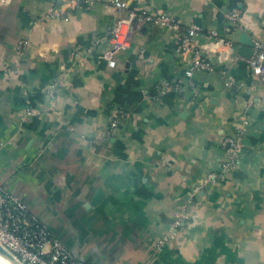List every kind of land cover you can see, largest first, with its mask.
<instances>
[{
    "label": "crops",
    "instance_id": "obj_1",
    "mask_svg": "<svg viewBox=\"0 0 264 264\" xmlns=\"http://www.w3.org/2000/svg\"><path fill=\"white\" fill-rule=\"evenodd\" d=\"M112 1L0 0V181L91 264H264V83L243 59L264 0H125L201 30L182 51L180 32L142 24L108 57L128 16ZM196 49L217 68L189 78Z\"/></svg>",
    "mask_w": 264,
    "mask_h": 264
},
{
    "label": "built area",
    "instance_id": "obj_2",
    "mask_svg": "<svg viewBox=\"0 0 264 264\" xmlns=\"http://www.w3.org/2000/svg\"><path fill=\"white\" fill-rule=\"evenodd\" d=\"M77 5H93L97 0H64ZM113 5L119 12L128 11L127 17L116 18L111 28L112 48L108 51V57L115 52L126 49L131 42V33L134 28L150 23L173 29L180 32V49L182 51L192 50L193 41L199 35L201 28L198 25L183 27L171 14L151 10L147 8H130L125 0H113ZM52 14H56L54 11ZM228 20L235 26H239V11H233L227 15ZM210 43L219 40L218 32L212 30L207 35ZM23 48H27L28 42H23ZM253 55L243 58L254 66L264 83V39H256L253 42ZM203 49H196L186 75L191 78L196 70L214 71L217 65L207 55H201ZM115 60L110 59L109 65L114 67ZM227 65L222 66L223 75H228ZM192 84V83H191ZM179 88L176 83L168 82L160 85L157 89L158 95L165 94L168 90ZM32 113V111H29ZM112 126H117L113 121ZM226 151V161L223 168L233 169L238 165L240 143L232 138H227L223 143ZM210 178L215 179L217 175L212 173ZM181 217L175 222L179 226ZM173 231L159 239L156 248L159 250ZM0 244L11 252L23 264H91L77 257L60 239L52 236L46 223L30 209L29 205L19 196L11 193L0 181Z\"/></svg>",
    "mask_w": 264,
    "mask_h": 264
},
{
    "label": "water",
    "instance_id": "obj_3",
    "mask_svg": "<svg viewBox=\"0 0 264 264\" xmlns=\"http://www.w3.org/2000/svg\"><path fill=\"white\" fill-rule=\"evenodd\" d=\"M244 43L245 44H249V45H253L252 41H251V37L244 34ZM248 54V52L246 53ZM100 200V196L97 195L93 201H92V205H96L99 203ZM0 254H2L3 256H5L6 258H8L11 262L16 263V264H23L21 263L16 257L15 255H13L11 252H9L7 249H5L1 244H0Z\"/></svg>",
    "mask_w": 264,
    "mask_h": 264
},
{
    "label": "bare ground",
    "instance_id": "obj_4",
    "mask_svg": "<svg viewBox=\"0 0 264 264\" xmlns=\"http://www.w3.org/2000/svg\"><path fill=\"white\" fill-rule=\"evenodd\" d=\"M0 263L1 264H16V263L11 262L8 258L3 256L2 254H0Z\"/></svg>",
    "mask_w": 264,
    "mask_h": 264
},
{
    "label": "rangeland",
    "instance_id": "obj_5",
    "mask_svg": "<svg viewBox=\"0 0 264 264\" xmlns=\"http://www.w3.org/2000/svg\"><path fill=\"white\" fill-rule=\"evenodd\" d=\"M1 264V263H0Z\"/></svg>",
    "mask_w": 264,
    "mask_h": 264
}]
</instances>
